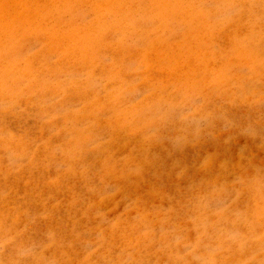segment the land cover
<instances>
[{
	"label": "rangeland",
	"instance_id": "obj_1",
	"mask_svg": "<svg viewBox=\"0 0 264 264\" xmlns=\"http://www.w3.org/2000/svg\"><path fill=\"white\" fill-rule=\"evenodd\" d=\"M0 264H264V0H0Z\"/></svg>",
	"mask_w": 264,
	"mask_h": 264
}]
</instances>
